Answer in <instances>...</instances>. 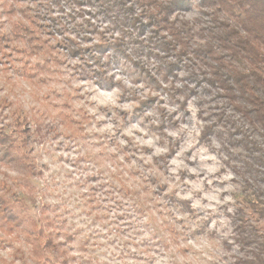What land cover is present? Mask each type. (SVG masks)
Masks as SVG:
<instances>
[{"label":"clouds","instance_id":"1","mask_svg":"<svg viewBox=\"0 0 264 264\" xmlns=\"http://www.w3.org/2000/svg\"><path fill=\"white\" fill-rule=\"evenodd\" d=\"M232 2L0 5V264H264V34ZM128 9L151 55L96 49Z\"/></svg>","mask_w":264,"mask_h":264},{"label":"trees","instance_id":"2","mask_svg":"<svg viewBox=\"0 0 264 264\" xmlns=\"http://www.w3.org/2000/svg\"><path fill=\"white\" fill-rule=\"evenodd\" d=\"M108 7L110 9L119 7L125 0H107ZM217 2V0H213ZM139 3V0H136ZM177 4L180 7L189 6V0H177ZM136 4L134 3L133 8ZM234 14L247 26L260 30V34H264V0H233L230 5ZM133 9H128L127 14L123 16L120 23L126 24L131 28L142 29L144 24L139 20L131 16ZM149 27V26H148ZM98 47L102 48V44H98ZM244 86H248V82L245 81Z\"/></svg>","mask_w":264,"mask_h":264},{"label":"rangeland","instance_id":"3","mask_svg":"<svg viewBox=\"0 0 264 264\" xmlns=\"http://www.w3.org/2000/svg\"><path fill=\"white\" fill-rule=\"evenodd\" d=\"M4 2L5 0H0V5H2ZM12 2L14 4H21L24 2V0H12ZM106 2L108 3L107 0ZM5 14H6L5 11L0 10V16H3ZM121 26L122 28H126L127 30L124 31L123 36L119 41H117L114 44L112 43L102 44V48L104 49H101L100 47H98V45H96V49L103 52L108 47H112L114 48L118 56H122L129 48H131L135 55H144L146 53L148 55H151L150 49L152 48V44L156 39L155 35L153 34L146 37L145 39H141V37L144 36L145 31L149 28L148 25L144 26L140 30L134 27L131 28L128 25L122 23ZM41 27H45V26L41 25ZM52 27L55 30L54 24L52 25ZM80 51H88V50L85 49Z\"/></svg>","mask_w":264,"mask_h":264}]
</instances>
